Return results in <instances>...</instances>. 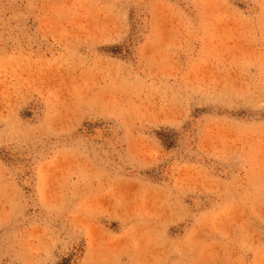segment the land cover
Returning a JSON list of instances; mask_svg holds the SVG:
<instances>
[{"label":"rangeland","instance_id":"obj_1","mask_svg":"<svg viewBox=\"0 0 264 264\" xmlns=\"http://www.w3.org/2000/svg\"><path fill=\"white\" fill-rule=\"evenodd\" d=\"M0 264H264V0H0Z\"/></svg>","mask_w":264,"mask_h":264}]
</instances>
